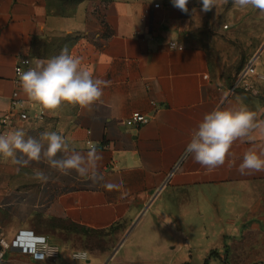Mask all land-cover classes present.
I'll use <instances>...</instances> for the list:
<instances>
[{"label": "crops", "instance_id": "obj_1", "mask_svg": "<svg viewBox=\"0 0 264 264\" xmlns=\"http://www.w3.org/2000/svg\"><path fill=\"white\" fill-rule=\"evenodd\" d=\"M52 1L0 0V118L10 108L18 60L34 67V59L67 48L94 79L110 82L101 99L47 110L21 89L28 120L13 130L38 141L57 132L82 154L95 147L99 175H62L43 159L25 165L19 151L15 162L0 156V238L11 245L0 264H205L212 251L225 260L207 264H264V172L237 171L245 151L264 149V131L237 141L214 170L185 155L192 132L214 108L246 107L264 121V81L252 79L256 93L232 92L247 56L264 75V12L232 0H218L207 13L200 0H189L188 13L171 0H83L73 16L61 17L48 10ZM169 42L183 50L169 49ZM133 112L149 123L127 126ZM172 198L199 213L204 226L193 230L200 236L174 234L184 231L183 216L161 210ZM53 220L94 231L133 225L113 253L95 254L77 246L80 234ZM30 234L47 237L59 256H35ZM199 241L205 250L195 262L189 253ZM76 251H87L88 260L75 261Z\"/></svg>", "mask_w": 264, "mask_h": 264}, {"label": "clouds", "instance_id": "obj_2", "mask_svg": "<svg viewBox=\"0 0 264 264\" xmlns=\"http://www.w3.org/2000/svg\"><path fill=\"white\" fill-rule=\"evenodd\" d=\"M173 6L188 13L189 0H171ZM201 11L207 13L217 8L218 0H200ZM239 8L252 7L264 12V0H232ZM195 9L192 10L195 13ZM34 67L27 71L18 69L21 87L34 102L47 110H57L63 104L86 108L99 101L103 89L110 82L94 79L81 67L80 57L71 55L67 48L49 59H34ZM264 131V121H257L256 113L246 107L214 108L206 113L192 132L185 147V155L201 166L214 170L225 165L232 155L233 145L244 142L253 130ZM41 141H46L45 144ZM41 141L28 136L22 129L0 134V156L13 158L17 151L31 161L43 159L51 168L62 175L75 171L81 178L96 180L99 175V161L102 157L92 147L86 154L70 149L65 137L57 132H44ZM58 154H62L59 158ZM237 171L240 174L264 172V149L257 151L250 147L244 152ZM35 178L47 183L49 177L37 171Z\"/></svg>", "mask_w": 264, "mask_h": 264}, {"label": "built area", "instance_id": "obj_3", "mask_svg": "<svg viewBox=\"0 0 264 264\" xmlns=\"http://www.w3.org/2000/svg\"><path fill=\"white\" fill-rule=\"evenodd\" d=\"M154 9H159L160 5H154ZM136 36H141L140 32H136ZM168 48L171 50H183V47L178 46L175 42H169ZM31 64L28 59L21 58L18 60L15 66V89L10 97L9 111L5 112L0 118V134L11 132L18 121L28 120L27 107L24 101L20 97V91L22 89L18 69L27 71L31 68ZM256 79L258 81H264V75L258 74L254 61L251 59L245 67V70L235 81L232 92L241 90L244 93H256V87L252 81ZM149 123V119L140 112H133L126 120V124L129 127H134L142 124ZM32 244L33 254L37 257L43 258L48 261L55 260L60 253V249L51 244L47 237L30 234L28 236ZM11 249L10 243L4 238H0V260L3 259L6 252ZM89 253L87 251H76L72 254V258L75 261H87Z\"/></svg>", "mask_w": 264, "mask_h": 264}, {"label": "rangeland", "instance_id": "obj_4", "mask_svg": "<svg viewBox=\"0 0 264 264\" xmlns=\"http://www.w3.org/2000/svg\"><path fill=\"white\" fill-rule=\"evenodd\" d=\"M248 58L250 57L247 56L246 59ZM168 207L171 209L172 213H174L175 216H183L182 221L185 224V229L182 232H175L174 234H177V236L182 234V236L186 235L189 237H193L194 235H196V229L195 231L193 229L204 226V220H201L199 218V213L194 214V210L190 209L189 207L187 208V204L186 206H184V204L181 203V201L177 202L176 199L172 198L171 201H169L163 207H161V210L163 212L165 211L167 212ZM132 225H133L132 223H129L125 226L121 225L118 228V230L107 229L101 232L99 231L97 233L91 234L87 237L82 236L76 239L75 242L77 246H79L80 248L82 247L83 249L88 250L95 254H99L107 250H109L110 253L111 252L113 253L114 250L119 245V243L122 241L123 237L130 230ZM177 236H175V238ZM196 236H200V235L197 234ZM167 240L170 241L171 240L170 237H167ZM198 244L200 245V246L198 245L199 248L195 250L194 247H191V252L189 253L193 256L195 262L196 261L199 262L200 259L203 258V252L205 250L204 241H199ZM185 252L186 255H188V252L186 250ZM185 256H181V257L183 258ZM203 263L204 261H202V264ZM217 264H223V263L218 262Z\"/></svg>", "mask_w": 264, "mask_h": 264}, {"label": "trees", "instance_id": "obj_5", "mask_svg": "<svg viewBox=\"0 0 264 264\" xmlns=\"http://www.w3.org/2000/svg\"><path fill=\"white\" fill-rule=\"evenodd\" d=\"M82 1L83 0H54V1L48 3V10L57 16L71 17L74 15V9L72 7L75 6L76 4H79ZM250 60H251V58L244 60V62L241 64V67L239 69V70H241L239 72V74L244 71L246 65L248 64V62ZM54 222H56L57 224L62 225L64 227H67V229H69L70 231L76 232L83 237H87L91 234L99 232V231H94V230H91L88 228L77 227V226L72 225V224H63L62 221H56L55 220ZM119 227L120 226L116 225V226L110 227L109 229L118 230ZM212 258L218 259V260H225V258H221L216 252H213V251L209 255V259H212ZM209 259H208V261H209ZM208 261H206L205 264H207Z\"/></svg>", "mask_w": 264, "mask_h": 264}]
</instances>
